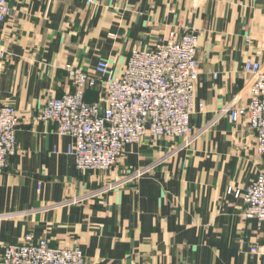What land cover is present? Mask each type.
<instances>
[{
    "label": "crops",
    "instance_id": "1",
    "mask_svg": "<svg viewBox=\"0 0 264 264\" xmlns=\"http://www.w3.org/2000/svg\"><path fill=\"white\" fill-rule=\"evenodd\" d=\"M8 2L0 104L16 108L20 126L18 152L0 174V242H78L86 264H264V222L244 219L235 195L264 173V157L245 120L221 115L237 97L248 102L245 62L264 66V0ZM171 30L198 37L194 137H145L114 172L78 171L71 140L35 120L46 99L72 90L66 66L122 68ZM97 98V89L87 93Z\"/></svg>",
    "mask_w": 264,
    "mask_h": 264
},
{
    "label": "built area",
    "instance_id": "2",
    "mask_svg": "<svg viewBox=\"0 0 264 264\" xmlns=\"http://www.w3.org/2000/svg\"><path fill=\"white\" fill-rule=\"evenodd\" d=\"M88 3L95 4L96 0ZM11 15L8 0H0V65L6 55L4 27ZM198 47L194 33L179 35L171 30L152 48L134 49L122 68L109 60H100L92 73L67 65L72 90L46 99L35 120L54 124L60 137L71 140L66 153L80 172L111 170L129 146L140 145L145 137L154 143L190 140L195 135L191 118L201 76ZM243 70L250 77L248 102L240 106L237 97L221 115L233 123L245 120L256 135V153L264 157V66L248 61ZM95 89L98 98L90 102L87 93ZM203 108L204 103L199 104V109ZM19 126L16 108L0 104V174L18 152ZM235 195L245 204L244 219L264 222V173ZM0 249V264H86L78 242L53 247L47 239L27 235L21 244L0 242ZM251 252L259 254L260 248L253 247Z\"/></svg>",
    "mask_w": 264,
    "mask_h": 264
},
{
    "label": "rangeland",
    "instance_id": "3",
    "mask_svg": "<svg viewBox=\"0 0 264 264\" xmlns=\"http://www.w3.org/2000/svg\"><path fill=\"white\" fill-rule=\"evenodd\" d=\"M173 141H180V140H173ZM126 153V152H125ZM125 153H124V155H125ZM124 155L122 156V158L119 160V162L117 163V165L114 167V168H112L111 170H109V171H107V172H101V171H94V172H97V173H100V174H109V173H111L112 171L114 172L115 171V169H117V167H119L120 166V164L122 163V162H124L123 160H124ZM124 168H126V167H124ZM130 172L129 173H125V172H127L126 170H125V172L122 174L123 175V177L125 176V177H127L130 173H134L133 171L134 170H129ZM136 174H138V173H140L139 171H136L135 172ZM127 174V175H126ZM139 175V174H138Z\"/></svg>",
    "mask_w": 264,
    "mask_h": 264
}]
</instances>
